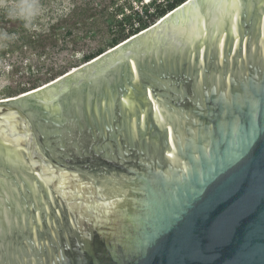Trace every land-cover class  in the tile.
Instances as JSON below:
<instances>
[{"label": "water", "instance_id": "obj_1", "mask_svg": "<svg viewBox=\"0 0 264 264\" xmlns=\"http://www.w3.org/2000/svg\"><path fill=\"white\" fill-rule=\"evenodd\" d=\"M0 264H264V0L0 100Z\"/></svg>", "mask_w": 264, "mask_h": 264}, {"label": "rangeland", "instance_id": "obj_2", "mask_svg": "<svg viewBox=\"0 0 264 264\" xmlns=\"http://www.w3.org/2000/svg\"><path fill=\"white\" fill-rule=\"evenodd\" d=\"M171 2L0 0V100L50 83L86 63L85 56L109 50L115 38Z\"/></svg>", "mask_w": 264, "mask_h": 264}, {"label": "trees", "instance_id": "obj_3", "mask_svg": "<svg viewBox=\"0 0 264 264\" xmlns=\"http://www.w3.org/2000/svg\"><path fill=\"white\" fill-rule=\"evenodd\" d=\"M186 1L187 0H173V2L169 3L167 6L158 8L153 14L147 15V19L146 20H141V22L139 24V26H141V27L132 28V30L129 31V34L127 36H120L118 38H115L112 41V43L109 45V49L117 46L118 44H120L121 42L125 41L126 39L138 34L139 32L149 28L150 26L154 25L160 19H162L164 16H166L171 11L175 10L176 8H178L180 5H182ZM107 50H103L102 49V50H99L97 53L85 56V62H88V61L94 59L95 57H97L98 55L106 52Z\"/></svg>", "mask_w": 264, "mask_h": 264}, {"label": "clouds", "instance_id": "obj_4", "mask_svg": "<svg viewBox=\"0 0 264 264\" xmlns=\"http://www.w3.org/2000/svg\"><path fill=\"white\" fill-rule=\"evenodd\" d=\"M5 7L8 8V7H10V6H9V5H6Z\"/></svg>", "mask_w": 264, "mask_h": 264}, {"label": "bare ground", "instance_id": "obj_5", "mask_svg": "<svg viewBox=\"0 0 264 264\" xmlns=\"http://www.w3.org/2000/svg\"><path fill=\"white\" fill-rule=\"evenodd\" d=\"M74 69H76V68H74Z\"/></svg>", "mask_w": 264, "mask_h": 264}]
</instances>
